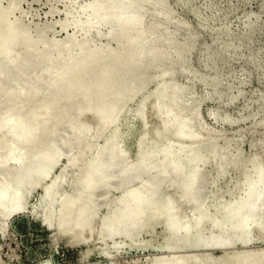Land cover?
<instances>
[{"label": "rangeland", "instance_id": "obj_1", "mask_svg": "<svg viewBox=\"0 0 264 264\" xmlns=\"http://www.w3.org/2000/svg\"><path fill=\"white\" fill-rule=\"evenodd\" d=\"M113 1L115 2L116 0ZM89 2L91 0H2L1 5H4L3 8H7L9 5L18 6H13V16H11V18L17 17L16 19H18L16 23L14 22V25L16 24L19 27L15 25L14 29L18 31L17 29L20 28L23 31L24 28L23 35L28 31L30 36L26 35V33L27 38L38 39L36 40L37 43L41 40H50L51 37L55 39V42L60 40L61 43V41L64 42L66 40L65 38H72L75 33L73 38L77 37L78 42L80 40L79 44L87 42L91 45V48L98 47L116 51L119 45L121 46V43L116 31V34L112 31L114 33L113 36L109 35L111 30H114L110 25L100 22L93 27L91 26L90 30L83 26L87 18L85 16L88 13H84L85 16H83L84 14L83 12L81 14L82 8L80 7L84 8ZM114 2L113 5H116L117 2ZM142 3H140L137 11L133 8H129L127 11L139 14H136L139 25L141 28L143 27L142 30H146V34H148L147 30H151L148 29L149 27L152 29L154 27L153 32L155 30L157 35V32L163 37L165 34L169 47L161 45L159 50L162 52L161 54L166 52L165 54L167 55L164 54V56H166L167 60H165L166 58L160 59L156 67L139 72L140 82L142 79L148 78L147 83L137 85L139 89L136 87L138 91L136 92L137 89H134L132 92L134 94L131 93L132 96L129 95L131 98L128 97V99L130 100L127 101L125 99L126 102H122L119 105L121 109L114 121L115 124L113 122L108 123L106 127L101 126V128L105 127L106 129L109 125L106 131L103 128L100 129L97 125V115L91 116L89 112L83 115L80 114L78 118L86 126L87 124L91 125V127L92 124L93 126L95 124L98 126H95L93 131L91 128L86 138L83 139L84 141H82L84 145H86L85 142H88L87 149L84 146V150H82L83 143L81 141L80 144L79 142H74L77 145L74 147L76 150L73 149L74 144L71 147L70 144L72 143H70L65 149L66 152H70V155L64 149V151L61 150V152L63 151L61 153L62 156H59V160L50 175L42 180L41 184L39 183L40 187L37 186L25 198L23 211L12 214L9 217L0 214V264H158L162 259L163 264H168L167 262L174 259H183L184 261L185 258H188L189 261H195V259L205 256L213 260L210 264H241L244 257L249 255V253L264 252V227L259 228L254 226V224H251L252 226L248 231L251 239L244 244L245 246L234 244L223 247L216 245L206 248L165 249L162 247V242L166 234L161 224L141 230L133 238L135 242L138 241L140 244L131 241L133 243L130 246L128 239L119 236H115L113 239H105L106 241L102 240L99 235L100 219L105 213L107 204L122 195L124 191L137 187L139 184L146 183L152 186L151 183L153 181L149 178L151 175L148 173L140 174L136 176V179L133 174H131V177L127 175L125 176V182L122 179H118L120 184L117 178H111L117 181H114V184H118H115V188L111 180L112 182L110 181L111 183L109 182L110 184L107 186H110L107 188L108 191L105 193V189L101 190V194L104 195L105 205L103 204V206L98 208L97 220L93 221L92 230L84 232L83 236L81 234L76 235L72 230L61 235L58 232L51 233L41 223L42 213L49 208L48 202L43 201L44 189L51 184L55 177L60 178L62 176L60 179L63 180V185L56 187V191L59 190L55 192L57 194L56 197H62L69 192L71 190L70 182L74 177L75 169L80 167L82 163L84 164L86 161L91 160L98 146L116 131L118 149L130 164L135 162L140 153L159 148L166 143L176 148L181 147L182 144L185 146L192 144L190 147L204 144L197 155L198 157L190 165V167L195 166L200 176L199 183H197L195 188L197 192H195L197 194L195 201L188 198L183 199L184 196L179 194L176 183L170 184L164 181L161 194L166 198L174 199L172 205L174 209H177L175 212L178 211L180 213H176L179 217L176 216L175 218L185 217L193 222L199 214L198 211L205 209V212H208L207 214L211 218L216 219L220 226L226 227V232H224L226 236L229 233L231 234V231L227 229L231 225L229 215L234 211L237 202L243 199L245 190L249 186L248 183L246 184L243 181V177L246 174L250 175L251 178L254 176V163L250 159H254L257 162L255 164L264 170V0H148L143 5ZM158 13L160 14L158 15ZM74 14L76 15L74 16ZM75 17L77 18L75 19ZM73 19L77 23H81V27L75 29V26L72 25ZM63 21L64 23H62ZM67 23L68 25L70 24L69 27ZM155 27L161 31V34ZM38 29L42 34L45 33L44 35L49 39H46L44 35L42 36ZM43 29H46L45 32ZM109 29H111L110 32ZM19 33L22 32L19 31ZM67 34L71 36L68 37ZM81 36L84 37L81 38ZM161 39L164 40V38ZM16 45L13 46V49L20 46V44ZM161 47H165L166 51ZM18 48L17 52L16 48L14 49L15 51H12V47L10 50L13 53L9 51L10 55L13 54L11 55L13 58L16 56L15 60H18L17 62L21 58L19 63L23 62L22 66L20 64L17 66L24 67L25 65L26 67V65L33 63L34 59L32 57H37L36 53L27 54L23 44L20 49ZM18 50L21 53L25 52L27 57L24 53L25 55L22 54V56L24 55L25 57L23 56L22 58ZM75 53L77 54L78 50H75ZM66 54L63 52L59 56V60L61 56L63 58L59 61V64L63 63L60 67L64 65V60L67 58ZM8 55L3 57V61L6 58L11 60V56L9 55L8 57ZM28 55L30 57L32 55L31 60H29ZM7 59L6 61H8ZM25 59L29 62H25ZM146 62L147 60H144L142 63L145 65ZM59 64H57L58 67L55 66L58 69L54 67L52 70L55 72L54 74L50 71L52 77L49 72H46L45 74L49 76L46 77L43 74V78L40 76L41 79L39 77L41 72L37 71L38 74H35L38 77L34 75V79L42 81L45 77V80L42 81L43 84L50 82L48 79H53L55 74L62 69ZM7 69L11 70L8 66ZM7 69L5 72L8 71ZM55 69L58 71L57 73ZM168 71L169 73H167ZM20 80H17L18 83H23ZM6 83L3 84L5 85ZM166 83L179 89L180 92L178 94L180 103L176 106L177 110L176 112L175 110L170 112L171 114L167 121L169 123L174 122L176 120L175 116L177 118L180 114L187 121L186 130L197 135L194 138L195 140L192 139L193 142L168 135L157 141L156 146L153 144V141L156 143L155 132L162 124L154 104L164 106L165 109L167 107V100L163 103L161 99L154 97L153 92L157 86ZM143 102H145L143 115L140 118V104ZM81 121L80 123L83 124ZM94 129L98 130H96L97 133ZM99 133L100 135L98 136ZM94 134L97 135L95 136ZM96 137H99V139ZM93 138L96 140L94 141ZM209 142L211 143L209 144ZM193 143L196 144L194 145ZM79 145H81V150H79ZM3 152L4 150L0 152V155ZM77 152H84L81 154L82 158ZM74 154L76 157H74ZM71 156L74 158H71ZM16 157L19 159L20 155ZM69 158L72 161L77 158V162L76 160L73 161V163L76 162V168L73 163L74 167L67 166ZM84 159L85 162H83ZM231 160L232 162L242 161L245 168L242 166L243 170L241 169V172H238L232 166L233 164H229ZM223 164L227 166L221 171ZM77 165L79 166L77 167ZM188 171L189 166L185 168V172ZM0 175V181L2 179L4 182L8 181L7 177L9 176L7 175L9 174L4 175L0 169ZM140 178L141 180H139ZM134 179L136 182H134ZM129 180L132 183L128 182ZM262 186H264V179ZM179 195H181V198ZM262 200H264V196ZM58 208V203L51 207L52 210H55L54 213L58 211ZM58 230L60 231L61 228ZM192 234L199 237L203 235L202 239H207L211 236H217L219 231L212 227L210 222H206L200 230L194 231ZM81 237L86 239L84 240L85 243L80 240ZM77 238L82 243L74 245L73 242ZM146 242L147 247L142 246L141 243ZM86 249L91 252L81 260L80 256L86 252ZM193 257L195 258L192 259ZM193 264L197 263L194 262Z\"/></svg>", "mask_w": 264, "mask_h": 264}, {"label": "bare ground", "instance_id": "obj_2", "mask_svg": "<svg viewBox=\"0 0 264 264\" xmlns=\"http://www.w3.org/2000/svg\"><path fill=\"white\" fill-rule=\"evenodd\" d=\"M1 1L2 0H0V152L2 150H4V152L3 154L1 153L2 156L0 155V169L4 175L9 174L7 175L9 177L6 176L8 181L4 182L3 179L0 181V214L9 217L12 214L14 215L23 211L24 200L27 195L37 186L40 187L41 181L50 175L59 160V156L70 143H72L70 144L71 147L74 144L73 149H75L74 147L77 145L74 142H79L80 144L84 141L83 139L86 138L91 128L93 131V128L98 125L100 129H105L108 123H113L116 120L121 109L119 105L122 102H126L125 99H127V101L130 100L128 99V97L131 98L129 95L132 96V94H134L132 92L134 89H137L136 87L139 89L137 85H144L148 81V78H145L140 82L139 72L142 70H150L158 65L160 59H165V47H161L165 49V53L163 52L164 54H161L162 52H160L159 49L161 45L167 46V48L169 45L166 42L165 34L163 37L157 32V35L155 30L153 32L154 27L153 29L149 27L148 29H151L152 32L151 30H147L148 34H146V30L143 29V31V27L141 28L139 25L136 16L138 13L135 14L132 13V11H127L129 8H133L137 11L140 3L143 2V5L144 2H148V0H116V5H113V0H91L87 6L84 5V8L80 7L82 8L81 14L82 12L83 14L88 13L86 14L87 16H85V14L83 15L87 17L85 22L83 19V26L85 28L90 30L91 26L93 27L96 23L104 22L114 29H109V32L110 30L111 32L114 31L115 34L117 32L121 46L119 45L116 51L96 48L95 45H93L95 48H91V45L84 40L86 44H83V42L79 44L80 40L78 42L77 37V39L73 38L75 33L74 35L72 34V38H65L66 40H64V42L61 41V43L60 40L55 42V39H52V37L51 39L54 41L51 39L46 41L41 40L37 43L36 40L38 39L32 40L34 38H27L26 35L29 34L28 31L23 35V31H25L24 28L23 31L20 28L19 30L17 29L19 26L15 24L18 26L16 28L18 31L14 29L16 27L14 22L16 23L18 19H16L17 17H13L16 20H12L13 18H11V16H13V6H18L7 4L9 6L7 8L4 7V9V5H1ZM13 4L16 3L14 2ZM159 14L160 13H158V15ZM75 15L76 14H74V16ZM76 18L77 17H75V19ZM75 19H73L72 25H74L75 27H73L76 29L81 27V23H77ZM62 23H64V21ZM155 26L158 27L157 25ZM156 30L158 29L156 28ZM19 31L22 33H19ZM111 32L109 35L113 36L114 33L112 32L111 34ZM40 34L43 36L45 33L42 34L40 32ZM70 36L68 35V37ZM44 37H46V35H44ZM82 37L84 36H81V38ZM161 38H164L165 41ZM46 39L49 38L46 37ZM16 44H20V46H18L19 48L15 47L16 52L17 48L20 49L23 44L27 54L36 53L37 57L35 56V58L31 55L32 59H34L33 63H30V65L27 63L28 65H26V67L25 65L24 67L17 66L18 64L22 66L23 62L19 63L21 62V58L19 59L18 57L19 62H17L18 60H15L16 56L13 58L11 56L13 54L10 55V53H13L12 51H15L13 46ZM92 44L94 43L92 42ZM11 47L12 51L10 50ZM75 50H78L77 54ZM9 51L11 52L9 53ZM63 52L65 54L67 53V58L64 60V65L60 67L63 63L59 64L62 58L61 56L59 60V56ZM8 53L11 56V60L13 58L12 62L10 58L7 59L6 57L8 61H6V59L3 61V57L7 56ZM19 53H21V51ZM24 53L20 55L22 56ZM28 56L29 60H31L30 55ZM144 60H147L145 65L142 63ZM165 60H167V58ZM25 62L29 61L25 59ZM57 64L62 68L59 70L60 72L56 70L58 69L55 67ZM7 66L11 69L10 71L7 69ZM54 67L56 68V73H58L55 74L53 79H48L50 82L43 84L42 81L45 80V77L42 81L34 79L33 76L38 74L37 71L41 72V74L39 73V77L42 76L43 78V74L46 72L50 74V71H52ZM6 69L9 72H5ZM52 73L54 74L55 72L52 71ZM167 73H169V71ZM45 75L46 77L49 76L48 74ZM50 76L52 77L51 74ZM15 80H20L23 83H18V81L16 82ZM5 82L7 83L4 85L3 83ZM41 87H43V89H41ZM179 93V89L169 86L167 83L157 86L153 92L154 97L161 99L163 103L167 100L166 109L164 106L154 104V106H156L155 108H157L156 112L162 121L161 126L159 125L160 128L155 132L156 143L152 140L155 146L157 141L168 135L184 138L187 141L189 140V142L197 136L193 132L186 130L185 126L187 121H185L180 114H177V118L175 116L176 120L174 122L169 123L167 121V118L171 114L170 112H172V110L176 112L177 110L176 106L180 103L178 100ZM144 104L145 102L140 104V110L138 108L140 118L143 115ZM87 112H89L91 116L94 114L95 116L97 115V120L95 119L98 122L95 121L97 125L95 124V126H93L92 124L91 127V125L89 126L87 124V127L80 118H78L80 114L83 115ZM80 121L83 124H81ZM101 126L105 127L101 128ZM107 128H109V125ZM96 130L94 129L95 132ZM116 132L108 136L106 140L98 146L91 160L85 162L84 159L83 162L85 163L83 164L81 162L82 165L80 167L77 165L78 168H76L75 164L77 158L73 159V161L76 160L75 163H73L71 159L75 154L69 158L67 166L71 167L74 165L76 169L73 179L71 180L70 178L71 190L67 193L65 192L66 194L64 196L56 197L57 194L55 193L59 191H56V187H59V185L61 186V184L63 185V180L60 179L62 176H59L60 178L55 177L48 187H46L47 185L45 186L46 188L44 187L43 201L48 202L49 208L42 213L41 223L51 233L58 232V234L61 235L72 230L76 235L81 234V236H83L84 232L92 230V223L97 218V210L99 211L98 208L104 204L105 199L103 200L104 195L101 194V190L105 189L104 191L106 193L108 191L107 188L110 187L107 186L112 181L113 186L118 184H114L116 178L118 182V179H122V181L124 180L123 182H125V176L127 175L131 177V174H133L136 179V176L144 173L151 175L149 178L153 181H151L153 183H151L152 186L146 183L139 184L137 187L130 188L126 192L124 191L122 195L107 204L105 213L100 219L99 235L102 240L106 241L105 239H113L115 236H119L128 239V244L131 246L133 242H138H135L133 238H135L141 230H146L154 225L161 224L166 234L162 242V247L165 249L206 248L216 245L223 247L248 243L251 239L248 232L252 226L251 224L259 228L264 227V202H262L264 201L262 200L264 196V186H262L264 170L255 164L257 162L254 159H250V161L254 163V176L251 178L250 175L248 176L246 174L243 177V181L246 182V184L248 183L249 186L245 190L243 199L237 202L234 211L229 215L231 225L227 229L231 231V234L228 232L229 234L226 236L224 233L226 232V227L220 226L216 219L211 218V216L207 214L208 212H205V209H199V214L193 222L185 217L178 218V214L180 213L178 211L175 212L177 209H174L172 205L174 199L166 198L161 194L165 182L170 184L176 183L179 194L184 196L183 199H195L197 195L195 188L197 183H199L200 176L195 166L190 167V165L196 157H198L197 155L204 144H197L198 146L194 147H190L192 144H189V146L182 144L181 147L176 148L166 143L159 148L140 153L135 162L130 164L118 149ZM96 138L99 139V137ZM82 143V150H84V146H86L85 148L87 149L88 142H85L86 145H84V142ZM210 143L211 142H209V144ZM81 145L78 146L79 150H81ZM90 146L89 148H91ZM61 150L63 151L61 152ZM69 153L68 155H70ZM83 153L77 152L79 156ZM18 155H20L19 159L16 157ZM74 157H76V155ZM233 160L235 159L233 158ZM229 164H233L232 166L236 168L235 170H238V172L241 169L243 170L244 167L243 162L240 160L235 162L231 160ZM227 165L223 164L221 171H223ZM187 166H189V171L185 172ZM114 177L115 179H111ZM135 179L134 182H136ZM139 180H141V178ZM139 180L137 179V181ZM128 182L131 181L129 180ZM114 187L116 188V185ZM199 191L202 192L200 189ZM61 194L62 192L60 196ZM181 195H179L180 198ZM188 199L187 201H189ZM55 203H58L59 208L58 211L54 213L55 210H52L51 207H53ZM176 216L178 217L175 218ZM206 222H210V225L216 228L219 234L207 239H202L203 235L201 237L194 236L192 232L200 230ZM55 227L57 229L61 228V230L57 231ZM80 240H83L85 243L84 240L86 239L81 237ZM80 240L77 238L73 244H80ZM141 244L145 247L147 242ZM89 252L91 251H87L86 249L84 254L81 253V260L85 258L87 254L89 255ZM257 252L246 255L241 264H264V252ZM194 258L195 257L192 259ZM187 259L188 258H185L186 262H184L185 260L183 261V259H174L167 263L193 264L195 262L197 264H210L213 261L206 256L195 259V261H189L188 259L187 262ZM160 261L158 264H163V259Z\"/></svg>", "mask_w": 264, "mask_h": 264}, {"label": "built area", "instance_id": "obj_3", "mask_svg": "<svg viewBox=\"0 0 264 264\" xmlns=\"http://www.w3.org/2000/svg\"><path fill=\"white\" fill-rule=\"evenodd\" d=\"M21 264H29V263H21Z\"/></svg>", "mask_w": 264, "mask_h": 264}]
</instances>
